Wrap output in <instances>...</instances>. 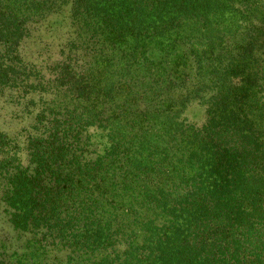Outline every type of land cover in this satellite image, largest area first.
I'll return each mask as SVG.
<instances>
[{"label":"trees","instance_id":"1","mask_svg":"<svg viewBox=\"0 0 264 264\" xmlns=\"http://www.w3.org/2000/svg\"><path fill=\"white\" fill-rule=\"evenodd\" d=\"M66 9L79 30L59 58H27L34 27ZM150 46L161 67L135 90ZM5 90L32 121L0 130V205L41 235L35 255L264 264V0H0Z\"/></svg>","mask_w":264,"mask_h":264},{"label":"rangeland","instance_id":"2","mask_svg":"<svg viewBox=\"0 0 264 264\" xmlns=\"http://www.w3.org/2000/svg\"><path fill=\"white\" fill-rule=\"evenodd\" d=\"M64 14L66 17L64 19H62L61 16L49 15L46 20L34 27L31 37L26 40V46L23 48L27 58L35 59L38 57L41 66L50 64L59 58L58 53L60 44H62L66 35L70 32L79 30L77 27H70L67 18V9ZM61 15L63 16L62 13ZM191 30H196V27ZM128 44L132 45L133 43L130 41ZM196 46L200 48L199 44ZM130 51L134 52V50ZM143 54H136L139 57L140 63L136 64L131 69L137 76L136 80H139L135 84V90L145 87L149 80L148 75L161 67L158 61L161 60V56L164 52L159 47L150 46L145 52L146 56ZM114 55L115 58L118 57L117 52H115ZM118 67L120 68L121 64H116L114 70ZM125 90H130L132 92V89L129 87L125 88ZM13 94H15V92L10 93V91L5 90L3 95H0V130L11 135L18 132L22 127L28 128L32 121L30 115H27L26 100L20 99L19 101L15 98V100H12L10 98H13L11 97ZM117 97L122 98L120 94H118ZM186 115L190 120L196 121L198 125L205 119L203 107L196 103H191L189 105ZM35 238L39 241L41 235L39 236V234H37V236L34 237V233L23 232L14 228L9 221V213L5 210V206L0 205V264H9L11 262L15 264L18 258L21 259V264H61L59 260L64 264V251L57 249L50 250L48 245L43 249L47 252V255H44L46 256L45 259L41 258L42 255H35L34 250L38 248V243H35ZM42 244L45 243L42 242ZM41 251L42 249L39 250V252Z\"/></svg>","mask_w":264,"mask_h":264}]
</instances>
